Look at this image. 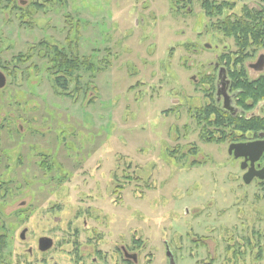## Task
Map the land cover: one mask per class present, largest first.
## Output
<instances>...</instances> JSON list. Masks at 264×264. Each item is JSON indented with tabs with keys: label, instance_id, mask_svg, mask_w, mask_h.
Instances as JSON below:
<instances>
[{
	"label": "rangeland",
	"instance_id": "obj_1",
	"mask_svg": "<svg viewBox=\"0 0 264 264\" xmlns=\"http://www.w3.org/2000/svg\"><path fill=\"white\" fill-rule=\"evenodd\" d=\"M27 2H19L22 10H16L18 0L0 3V71L6 75L0 194H9L2 198L0 221H17L18 232L43 222L37 213L33 220L11 214L17 200H28L25 194H49L45 202L36 199L39 207L65 194L71 208L79 194H115L114 202L110 196L104 203L116 237L132 235L138 222L146 238L157 230L158 242L148 245L152 264L165 263L161 241L175 256L174 230L180 234L184 227L206 239L190 244L194 261L264 264V255L254 258L256 241L264 244V183H243L227 142L206 144L186 104L173 102L193 96L174 93L182 88L176 73L192 88V71L181 65L197 62L191 48L235 47L215 31V17L207 18L197 0L187 13H177L169 0ZM231 2L230 15L245 7L264 10V0ZM52 46L89 58L93 69L80 68L60 87ZM209 52L201 57L210 60L217 51ZM18 56L23 62H16ZM197 99L193 105L203 103ZM61 216L68 221L73 212ZM40 227L32 236L44 233ZM5 260L11 264V257Z\"/></svg>",
	"mask_w": 264,
	"mask_h": 264
},
{
	"label": "flooded vegetation",
	"instance_id": "obj_2",
	"mask_svg": "<svg viewBox=\"0 0 264 264\" xmlns=\"http://www.w3.org/2000/svg\"><path fill=\"white\" fill-rule=\"evenodd\" d=\"M28 5L27 0H18L16 10L23 9L19 5ZM39 5V4H37ZM43 8V7H42ZM230 19H235L240 15H228ZM227 16V17H228ZM210 18V17H207ZM209 25V24H208ZM211 26V24H210ZM210 33V32H209ZM209 35V34H207ZM255 48V49H253ZM236 46L226 47L219 46L212 47L207 43L202 46L201 51L210 53L209 51H217L212 57L203 58L198 48H191L192 61H197L192 64V67L182 65L184 72H190V81L192 88L186 89L182 83V76L176 73L178 80L176 81L180 90H175L174 93L187 97L185 92H192L193 96L186 98L188 101L174 100L178 104H186L185 108L191 116L192 123L200 126V134L206 133L203 123L207 122L211 115L223 114L229 116L234 120L254 121L255 118L262 116L264 110V102L256 104L252 111H247L242 106L241 92L238 86L245 85V83H264V46L258 47ZM219 51V52H218ZM200 97L203 103L193 105L194 99ZM191 103H190V101ZM198 100V99H197ZM183 108V106L181 105ZM173 111L172 113H174ZM180 109L175 112V119H179ZM174 115V114H173ZM221 139L226 136L227 131L231 127L222 123ZM178 129V126H175ZM250 130V129H247ZM236 138L233 140H223L219 143L227 142V156L229 161L239 167L241 170L240 178L250 167V159L244 157L234 158L233 153H228V148L231 144L249 143L260 139H264L263 132H257V135L252 131L241 133L236 130ZM260 134H263L261 136ZM206 144H210L205 142ZM203 143V144H205ZM242 166L244 169H242ZM264 166V153L258 161L254 163L255 169H260ZM1 181V180H0ZM253 181H260L254 178ZM251 182V183H252ZM264 182V181H260ZM244 183V182H243ZM250 183V184H251ZM9 194H0V205L2 198ZM15 194H10L13 197ZM49 194H25L28 200H20L15 202V207L11 210L14 218L18 219V215H23L24 219H34V214L43 215L41 220L43 222L32 223L30 227H23L18 232L19 223H7L0 221V264H10L6 261V257H11V264H152L154 255L148 251V245L154 241L158 242V233L155 229L150 234V238H146L145 230L142 223H137L139 230H136L132 235L115 236L114 219L105 210L106 202L104 199H109L111 196L114 202L115 194H79L78 203L75 208L67 206L64 201L65 194H59L57 200L52 204H45L39 207L36 199H42L44 202L48 199ZM97 202L99 206L97 205ZM37 203V204H36ZM36 204V205H35ZM114 204V203H113ZM2 207L0 206V209ZM73 212V216L68 220L62 222V214ZM64 212V213H63ZM18 216V217H17ZM1 217V216H0ZM21 219V218H20ZM51 222V223H50ZM137 222V221H136ZM50 223V224H49ZM38 224H41V229L44 233L32 236L35 233L34 229ZM156 228V227H154ZM174 230V229H173ZM12 233V235H10ZM174 234L178 236V245L175 247V256L171 254L167 246V242L161 241L164 245L166 257L162 264H182L180 259L186 258L184 264H212V258L208 262L194 261L195 249L190 248V244L196 246L206 241L202 238L204 233H193L191 229L183 228L178 234L174 230ZM119 235V234H117ZM149 240V242H148ZM256 254L254 258L258 259V254L263 257L264 244L256 241ZM195 247V246H194ZM8 248H10L8 250ZM252 251V249L248 248ZM168 253L171 254L172 262ZM261 257V258H262ZM192 260V261H191Z\"/></svg>",
	"mask_w": 264,
	"mask_h": 264
},
{
	"label": "trees",
	"instance_id": "obj_3",
	"mask_svg": "<svg viewBox=\"0 0 264 264\" xmlns=\"http://www.w3.org/2000/svg\"><path fill=\"white\" fill-rule=\"evenodd\" d=\"M15 0H0L1 2L14 3ZM38 0H32V3L37 4ZM202 13L206 17H215L214 29L221 33L223 36L233 39L236 46L244 47H262L264 46V10H252L247 7L242 9L240 16L235 19H230L231 10L234 8L233 0H197ZM263 1V0H259ZM170 5L176 8L177 13L189 12V7L192 0H169ZM185 9V11L183 10ZM228 16V17H227ZM53 63L52 68L55 69L56 80L59 86L66 84L65 80L73 77V73L84 68L92 70L93 65L89 58H79L76 54L73 56L67 55L64 50L59 49L57 46L51 47ZM22 56L16 58V62H23ZM60 81L64 84H60ZM241 92V104L247 111H252L256 104L264 102V83H245V85L238 86ZM254 121L234 120L229 116L223 114L211 115L207 122L203 125L207 128L206 133H202L204 142L219 143L223 140H233L236 138V130L246 133L252 131L255 136L257 132L264 133V110L262 116L255 118ZM230 126V131L222 139L221 129L222 123ZM250 129V130H247ZM219 134V136H216ZM205 137V138H204ZM264 183V182H263ZM258 259L262 256L258 254Z\"/></svg>",
	"mask_w": 264,
	"mask_h": 264
},
{
	"label": "water",
	"instance_id": "obj_4",
	"mask_svg": "<svg viewBox=\"0 0 264 264\" xmlns=\"http://www.w3.org/2000/svg\"><path fill=\"white\" fill-rule=\"evenodd\" d=\"M5 83L6 76L0 71V88H3ZM260 135L263 136V134ZM228 153H233L234 158L244 157L245 159H250V167L242 177L245 184H250L254 178L264 181V166L260 169H255L254 167V163L258 161L264 153V139L249 143L231 144L228 148ZM242 169H244L243 166ZM168 256L172 262L171 254L168 253Z\"/></svg>",
	"mask_w": 264,
	"mask_h": 264
}]
</instances>
